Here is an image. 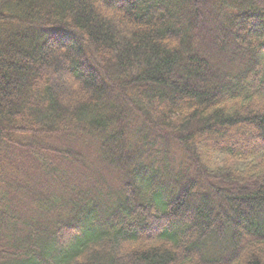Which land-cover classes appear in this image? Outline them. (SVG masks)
<instances>
[{
  "label": "trees",
  "instance_id": "16d2710c",
  "mask_svg": "<svg viewBox=\"0 0 264 264\" xmlns=\"http://www.w3.org/2000/svg\"><path fill=\"white\" fill-rule=\"evenodd\" d=\"M0 264H264V0H0Z\"/></svg>",
  "mask_w": 264,
  "mask_h": 264
},
{
  "label": "rangeland",
  "instance_id": "374dc122",
  "mask_svg": "<svg viewBox=\"0 0 264 264\" xmlns=\"http://www.w3.org/2000/svg\"><path fill=\"white\" fill-rule=\"evenodd\" d=\"M176 71V73H178L179 71H177V70H175ZM72 90H73V88H72ZM71 90V91H72ZM253 141L252 142H255V141H257L256 139H252ZM177 158H179V156L177 155Z\"/></svg>",
  "mask_w": 264,
  "mask_h": 264
}]
</instances>
